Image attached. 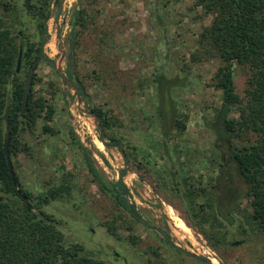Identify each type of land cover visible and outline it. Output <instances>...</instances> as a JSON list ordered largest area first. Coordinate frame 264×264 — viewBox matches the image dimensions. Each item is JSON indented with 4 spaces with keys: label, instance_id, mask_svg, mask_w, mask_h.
Returning a JSON list of instances; mask_svg holds the SVG:
<instances>
[{
    "label": "rangeland",
    "instance_id": "obj_1",
    "mask_svg": "<svg viewBox=\"0 0 264 264\" xmlns=\"http://www.w3.org/2000/svg\"><path fill=\"white\" fill-rule=\"evenodd\" d=\"M12 1L20 6L26 24L22 28L35 38L37 22L26 16L25 0ZM195 2L52 0L46 8L50 37L44 52L53 60L54 68L41 60L35 70V92L47 98L56 112L52 120L41 118L34 132H24L22 140L29 143L30 150L18 153L16 172L22 186L33 194L29 201L36 212L51 216L69 241L83 244L95 257L110 264H160L166 258L170 264H205L174 251L159 228L166 230L177 246L210 256L216 264H264V232L253 231L244 213V224L222 229L227 234L224 241L206 227L210 241L201 233L196 214L207 198L186 195L190 183L196 187L207 184L211 174L218 171L213 161L217 156L215 136L207 129L205 118L214 117L222 94L214 79L220 62L190 60L201 30L213 20ZM81 3L96 15V22L86 31L73 23ZM103 34L110 42L106 49L99 46ZM159 72L179 83L163 93L165 101L169 97L171 101L164 105L169 114L164 124L171 129L168 145L158 133L163 121L158 114L160 95L154 77ZM250 76L249 67L237 68L240 105L248 96ZM64 79L74 87L81 82L88 97L80 92V103L77 91L64 84ZM92 106H102L113 118L112 129L103 127L108 146L100 137L103 125L89 113ZM176 117L186 122L184 131L173 125ZM86 156L110 185L124 180L126 197L134 210L158 230L148 228L116 205L93 180ZM158 172H166L171 185L182 183L179 194L162 185ZM63 185L66 187L60 193ZM54 190L59 194L52 195ZM40 194L50 196V203H40ZM251 201L250 194L240 201L247 214L253 212ZM117 216L120 234L135 236V244L127 238L116 239L103 225ZM127 225L132 229H126ZM214 234L217 239H213ZM241 240L242 245H233ZM155 250L164 255H154Z\"/></svg>",
    "mask_w": 264,
    "mask_h": 264
},
{
    "label": "trees",
    "instance_id": "obj_2",
    "mask_svg": "<svg viewBox=\"0 0 264 264\" xmlns=\"http://www.w3.org/2000/svg\"><path fill=\"white\" fill-rule=\"evenodd\" d=\"M26 1L23 3L26 16L37 22L35 38L22 28V25L26 24L18 3L0 0V264H110L95 257L83 244L69 241L58 222L49 223L40 218L39 214L42 213L54 220L41 210L36 212L34 205H28L29 200L33 199V194L22 186L16 172L15 159L18 153L30 150L29 143L22 140L24 132L28 129L34 132L41 118L52 120L56 112L47 98L36 96L38 78L34 73L26 111L19 115L30 67L41 57L54 68L53 60L44 52V46L50 37L46 8H49L52 0H30L29 10L26 8ZM195 1L196 6L202 7L207 15L213 16V20L201 30L197 48L191 53L190 60L192 63L210 59L220 62L214 79L216 88L221 90L222 94L221 104L215 107L214 117L205 118L207 129L215 136L213 147L217 156L213 161L218 164V171L211 174L207 184L199 187L188 184L186 195L207 198L196 212L200 217L198 227L201 233L208 237L206 227L209 226L211 231L219 234V239L224 241L227 234H223L222 229L229 230V225L244 224L242 213L253 231L264 232V0ZM95 22L96 15L91 14L88 7L81 3V8L76 13L75 25L86 31ZM98 41L99 46L104 49L110 43L105 34ZM21 49L22 65L20 72H17ZM240 66H247L251 70L249 88L246 90L248 96L243 105H240L241 98L236 91V70ZM96 73L98 74V71ZM154 83L160 95L156 102L159 106L158 114L163 121L158 133L168 145L171 129L166 128L164 124L169 116L164 110V105L170 101V97L166 102L163 93L169 86L174 88L179 83L174 78H168L164 72L155 75ZM79 88L81 93L88 97L81 82ZM8 106L10 124L19 117L11 129L8 147L16 185L11 178L5 152V114ZM89 112L101 120L105 130L112 129L113 118L105 108L92 106ZM234 112H238V116H235ZM173 125H176L179 131L186 129V122L178 117L174 119ZM45 130H49V127L45 126ZM110 138L118 143L116 137ZM75 141L80 144L78 140ZM125 158L128 161L126 153ZM147 163L151 164L150 161ZM86 164L93 180L114 199L119 208L132 214L135 210L126 197L128 189L124 180L121 178L116 185H110L87 156ZM157 174L164 187L170 186L179 194L182 183L175 182L171 185L166 181V172ZM65 187L63 185L58 191L61 193ZM58 191L54 190L52 195H58ZM246 194L252 196L251 214H247L239 205ZM39 199L42 204L50 203V196L40 194ZM120 216L103 225L116 239L122 241L127 238L128 242L135 244V236L123 237L120 234L119 225L116 224ZM126 229H132V225H127ZM228 230L225 233H228ZM217 234H214L213 239H217ZM208 239L212 237L209 236Z\"/></svg>",
    "mask_w": 264,
    "mask_h": 264
},
{
    "label": "water",
    "instance_id": "obj_3",
    "mask_svg": "<svg viewBox=\"0 0 264 264\" xmlns=\"http://www.w3.org/2000/svg\"><path fill=\"white\" fill-rule=\"evenodd\" d=\"M29 6H30V0H27L26 1V8L29 10ZM75 21V18H73V22ZM74 46L71 47V50L73 49ZM63 52V55L61 57V61H63L64 57H65V51L62 50ZM22 49L20 51V54H19V58H18V63H17V72H20V69H21V65H22ZM41 57L38 58L34 64L30 67L29 71H28V74H27V78L25 80V87H24V91H23V99H22V107H21V111L19 113V115H22L25 111H26V108H27V105H28V100H29V94H30V91H31V88H32V84H33V79H34V73H35V67L41 62ZM57 71L60 73V68L57 66ZM64 84L68 85V87L70 89H75L77 91V96L79 98V102L81 103L82 100H81V96H80V88L79 87H74L70 84L69 80L68 79H64ZM85 104H87L85 102ZM90 113V112H89ZM94 116V115H93ZM96 117L99 122H101V120L97 117V116H94ZM18 118H15L13 120V122L10 124V107L8 106L7 107V111H6V114H5V119H6V124H7V141H6V144H5V152H6V155H7V160H8V166H9V172H10V175H11V178L14 182V184L16 185V179H15V171H14V166H13V162L11 160V157L9 155V150H8V147H9V139H10V133H11V129L12 127L15 125V123L18 121ZM100 137H101V141L104 143L105 146H108L105 142V138H106V135H105V131H104V128L103 126H100ZM129 170V169H128ZM28 205L31 206L32 204L30 202H28ZM40 218L44 219L45 221L49 222V223H57V221L55 220H52L50 219L49 217H47L46 215L44 214H39ZM242 241H239V242H235L233 243L234 245H239L241 244ZM184 250L187 252H190V254L198 259H200L201 261L207 263V264H215L212 262L211 260V257L210 256H206L205 254H198V253H195V252H192L190 250H188L187 248H184Z\"/></svg>",
    "mask_w": 264,
    "mask_h": 264
},
{
    "label": "flooded vegetation",
    "instance_id": "obj_4",
    "mask_svg": "<svg viewBox=\"0 0 264 264\" xmlns=\"http://www.w3.org/2000/svg\"><path fill=\"white\" fill-rule=\"evenodd\" d=\"M75 22V21H74ZM73 22V23H74ZM126 193H128V192H126ZM241 201V200H240ZM239 205H240V207H241V209L243 210V211H245L244 210V208L242 207V205L240 204V202H239ZM132 208H133V206H132ZM132 216H135L136 218H137V220L138 221H140L142 224H144L145 226H147L148 228H150V229H157V227L156 226H152L148 221H146L143 217H141L140 216V214H138L136 211H134L133 213H132ZM241 217V216H240ZM226 225H228V224H226ZM229 226H231V227H235L234 225H229ZM158 230V229H157ZM158 232H161L163 235H164V237H165V239H166V241H167V243L174 249V251H177V252H181V253H183V254H186V256H189L190 258H193V259H195V260H198V261H201L200 259H198V258H196V257H194V256H192L191 254H190V252H186L185 250H184V247H180V246H177L176 244H174L173 242H172V240H171V237L169 236V234H168V232L166 231V230H164L163 228H159V230H158ZM242 241V243L241 244H239V245H242L243 243H244V240H241ZM237 242H239V241H237ZM233 243H235V242H233ZM234 245V244H233ZM234 246H238V245H234ZM154 255H157L158 257H161L162 255H164L163 254V252H159L158 250H155L154 252ZM159 260V259H158ZM165 261H167V262H160V264L161 263H163V264H170V260L168 259V258H166V259H164ZM203 262V261H202ZM216 263V262H215ZM205 264H207V263H205Z\"/></svg>",
    "mask_w": 264,
    "mask_h": 264
},
{
    "label": "bare ground",
    "instance_id": "obj_5",
    "mask_svg": "<svg viewBox=\"0 0 264 264\" xmlns=\"http://www.w3.org/2000/svg\"><path fill=\"white\" fill-rule=\"evenodd\" d=\"M171 212H173V210L171 209ZM178 219V218H177ZM176 220V219H175ZM212 262L215 263V260L213 258H211ZM216 264V263H215Z\"/></svg>",
    "mask_w": 264,
    "mask_h": 264
}]
</instances>
